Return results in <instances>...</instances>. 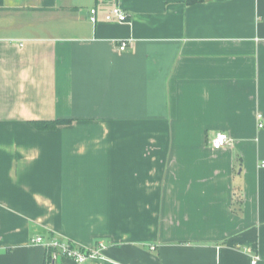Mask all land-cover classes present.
Instances as JSON below:
<instances>
[{
  "label": "crops",
  "instance_id": "1",
  "mask_svg": "<svg viewBox=\"0 0 264 264\" xmlns=\"http://www.w3.org/2000/svg\"><path fill=\"white\" fill-rule=\"evenodd\" d=\"M263 161L264 0H0V264L262 263Z\"/></svg>",
  "mask_w": 264,
  "mask_h": 264
},
{
  "label": "built area",
  "instance_id": "2",
  "mask_svg": "<svg viewBox=\"0 0 264 264\" xmlns=\"http://www.w3.org/2000/svg\"><path fill=\"white\" fill-rule=\"evenodd\" d=\"M97 12V8L89 10V21L91 24L96 23ZM128 19L126 12L118 6L110 8V10L103 15V21L108 23L122 24L127 23ZM125 48L126 42H120L118 47L119 51H124ZM256 119L258 121V128H262V115L257 114ZM229 144L230 140L224 133H218L211 142V146L214 150H220ZM260 166L264 167V161ZM30 244L43 247L46 250L50 262L56 261L59 257H64L73 261L75 264H85L93 259L101 257V251L104 248V245L101 242L94 244L92 247H85L74 241L58 236H51L48 238L36 236L30 240ZM257 262L258 257H253L251 264H257Z\"/></svg>",
  "mask_w": 264,
  "mask_h": 264
},
{
  "label": "trees",
  "instance_id": "3",
  "mask_svg": "<svg viewBox=\"0 0 264 264\" xmlns=\"http://www.w3.org/2000/svg\"><path fill=\"white\" fill-rule=\"evenodd\" d=\"M201 0H189V2H199ZM70 121L68 120H56V121H44V122H32L33 126L36 127L39 130H50L55 128L58 125H67L69 124ZM51 237V236H49ZM257 264H264L262 263H257Z\"/></svg>",
  "mask_w": 264,
  "mask_h": 264
}]
</instances>
